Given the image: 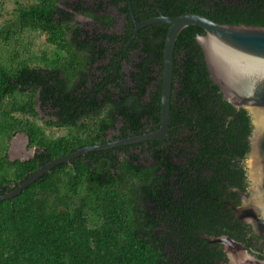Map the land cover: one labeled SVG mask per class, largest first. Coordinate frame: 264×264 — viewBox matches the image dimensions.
<instances>
[{
	"label": "trees",
	"instance_id": "obj_1",
	"mask_svg": "<svg viewBox=\"0 0 264 264\" xmlns=\"http://www.w3.org/2000/svg\"><path fill=\"white\" fill-rule=\"evenodd\" d=\"M131 2L139 22L196 14L221 25L264 27V0ZM109 6L126 15L119 33L111 31L118 22ZM77 16L88 23L72 25ZM100 22L107 24L100 28ZM133 29L127 0H0V196L55 158L160 127L169 27L148 26L131 41ZM204 34L190 26L177 38L170 130L183 136L187 153L245 159L251 117L241 110L229 120L236 110L211 80L196 41ZM34 37L45 47L36 48ZM38 107L49 119L39 116ZM18 134L36 149L25 161L8 156ZM134 147L88 153L2 201L0 264H178L174 239L162 234L143 206L148 177L160 166L148 169L142 157L147 151ZM191 228L198 236L197 252L186 250L192 264H218L223 256L215 245L201 260L212 246L200 241L201 228L242 241L237 230L217 220ZM189 259L180 264H191Z\"/></svg>",
	"mask_w": 264,
	"mask_h": 264
},
{
	"label": "water",
	"instance_id": "obj_2",
	"mask_svg": "<svg viewBox=\"0 0 264 264\" xmlns=\"http://www.w3.org/2000/svg\"><path fill=\"white\" fill-rule=\"evenodd\" d=\"M127 1L130 19L134 26L131 41L139 30L148 26L163 24L169 27L164 46L160 127L150 133L103 145L84 147L70 155L55 158L41 166L15 189L1 195L0 203L20 195L24 189L55 167L65 163L71 164L74 159L88 153L150 141L163 142L172 124L171 98L175 44L184 29L196 26L205 32L204 35L196 36V41L203 52L210 78L218 87L223 100L236 110L232 118L241 110L246 111L251 117L253 130L250 150L245 162L250 186L246 193H242V206H231V209L236 214L237 220L250 225L256 235H264V27L221 25L196 14L177 17L160 16L139 22L135 18L131 0ZM16 138L17 136L12 142ZM26 143L29 144L28 138ZM206 239L209 243H217L223 247L222 251L229 260L227 264H264V260L251 254L241 242L229 236L206 237Z\"/></svg>",
	"mask_w": 264,
	"mask_h": 264
},
{
	"label": "flooded vegetation",
	"instance_id": "obj_3",
	"mask_svg": "<svg viewBox=\"0 0 264 264\" xmlns=\"http://www.w3.org/2000/svg\"><path fill=\"white\" fill-rule=\"evenodd\" d=\"M121 6H125V4ZM109 11L118 22L111 31L121 32L124 25L123 19L126 15H119L118 8L114 6H109ZM100 23L103 24L98 25L100 28L107 24L106 22ZM238 114L234 118H232L233 115L230 116L229 120L235 119ZM171 131L163 142H145L142 143L143 147L142 144H137L138 147H134V149L138 152L147 151L142 157L143 164L148 169L154 170L155 167L160 166L157 175L152 173L148 177L143 206L151 220H158L162 234L174 239L175 246L178 248L176 252L178 264L183 259H189L186 252L188 248L193 254L198 250V247L195 246L198 236L191 233L189 229L195 232V228L191 227L210 225L216 220L218 224L227 225L237 230L236 234L241 236L242 241L235 240L241 242L251 254L264 260V235H256L250 225L237 220L236 214L231 209V206H242V193H246L250 186L245 166L247 157L245 159L236 157L231 160L234 163L232 166L229 154L221 156L213 153L205 155L198 152L187 153L184 147L188 145L183 136H178L177 133L173 135ZM177 132H180V129ZM203 139L205 140L204 137ZM179 143L181 148L176 149ZM193 145L198 146L197 143ZM157 151L161 152L157 153ZM230 165L234 169L233 173L228 168ZM238 225L246 227V230L244 227L241 229ZM199 234L201 235L200 241L205 242L206 246L209 243L206 237L229 236L226 234L210 236L205 233L203 228L199 229ZM210 244L212 246H209L208 254L202 255L201 260L209 257L210 250L215 252L216 245L217 250L223 254L221 258L217 259V263L227 264L229 260L222 251L223 247L217 243ZM189 262L193 263L190 259Z\"/></svg>",
	"mask_w": 264,
	"mask_h": 264
},
{
	"label": "rangeland",
	"instance_id": "obj_4",
	"mask_svg": "<svg viewBox=\"0 0 264 264\" xmlns=\"http://www.w3.org/2000/svg\"><path fill=\"white\" fill-rule=\"evenodd\" d=\"M77 22L81 24L88 23V20L85 18H82L80 16H77L74 18V21L72 25H75ZM90 27V26H89ZM87 27V29L89 28ZM35 41L36 48L42 49L45 47L43 39H40L38 37H34L33 39ZM129 70V67L127 66L126 72ZM38 114L40 117H44L46 119H49L48 115L46 113H43V111L40 109V107L37 108ZM26 136L24 134H18L17 138L13 140L12 143H10V147L8 150V156L9 159L12 160H26L30 157H33L35 155L36 149H30L26 143Z\"/></svg>",
	"mask_w": 264,
	"mask_h": 264
}]
</instances>
